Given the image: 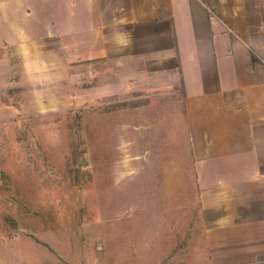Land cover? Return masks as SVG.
<instances>
[{"label":"crops","instance_id":"1","mask_svg":"<svg viewBox=\"0 0 264 264\" xmlns=\"http://www.w3.org/2000/svg\"><path fill=\"white\" fill-rule=\"evenodd\" d=\"M46 37L91 94L179 106L213 214L205 261L264 264V0H0V110L44 102Z\"/></svg>","mask_w":264,"mask_h":264},{"label":"rangeland","instance_id":"2","mask_svg":"<svg viewBox=\"0 0 264 264\" xmlns=\"http://www.w3.org/2000/svg\"><path fill=\"white\" fill-rule=\"evenodd\" d=\"M45 44L44 102L0 110V264H211L201 152L179 106L92 96L69 47Z\"/></svg>","mask_w":264,"mask_h":264}]
</instances>
